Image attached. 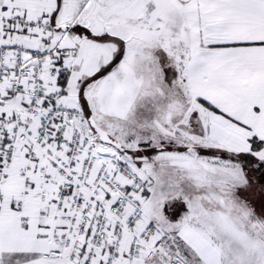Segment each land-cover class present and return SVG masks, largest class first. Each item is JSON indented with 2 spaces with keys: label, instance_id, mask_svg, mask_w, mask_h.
<instances>
[{
  "label": "snow or ice",
  "instance_id": "snow-or-ice-1",
  "mask_svg": "<svg viewBox=\"0 0 264 264\" xmlns=\"http://www.w3.org/2000/svg\"><path fill=\"white\" fill-rule=\"evenodd\" d=\"M0 264H264V0H0Z\"/></svg>",
  "mask_w": 264,
  "mask_h": 264
}]
</instances>
